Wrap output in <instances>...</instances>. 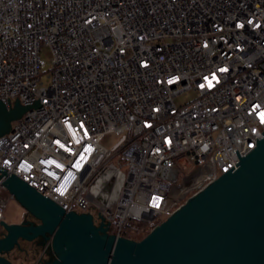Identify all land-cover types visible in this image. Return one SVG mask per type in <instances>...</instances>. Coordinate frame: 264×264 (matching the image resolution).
<instances>
[{
    "label": "built area",
    "instance_id": "1",
    "mask_svg": "<svg viewBox=\"0 0 264 264\" xmlns=\"http://www.w3.org/2000/svg\"><path fill=\"white\" fill-rule=\"evenodd\" d=\"M16 100L0 170L115 236L154 227L263 138L264 0H0V101ZM8 199L0 180V222Z\"/></svg>",
    "mask_w": 264,
    "mask_h": 264
},
{
    "label": "water",
    "instance_id": "2",
    "mask_svg": "<svg viewBox=\"0 0 264 264\" xmlns=\"http://www.w3.org/2000/svg\"><path fill=\"white\" fill-rule=\"evenodd\" d=\"M28 107L0 101V136ZM256 147L203 190L187 199L142 239L108 233L90 214L66 213L14 175L3 186L38 224L0 222V264L18 240H49L44 264H264V132Z\"/></svg>",
    "mask_w": 264,
    "mask_h": 264
},
{
    "label": "rangeland",
    "instance_id": "3",
    "mask_svg": "<svg viewBox=\"0 0 264 264\" xmlns=\"http://www.w3.org/2000/svg\"><path fill=\"white\" fill-rule=\"evenodd\" d=\"M39 59H40V80L47 84V75L50 72L51 68V52L48 48L42 47L39 51ZM191 97V96H190ZM188 97L185 95H180L175 98V102L179 103L181 101L187 100ZM122 134H108L105 135L101 144L108 150H114L119 146L121 141ZM116 160V159H115ZM124 170V169H123ZM27 214L21 208L19 203L15 199H8L4 208L3 213V221L8 224H19L22 220H24ZM33 221H37L34 218L28 217ZM4 233L2 228L0 227V235ZM37 247L34 243H21V249H13L9 252L8 256L10 260H12L13 264H44L46 254L43 253V248H36L37 252L35 253L34 248ZM49 258V257H48ZM43 260V261H42Z\"/></svg>",
    "mask_w": 264,
    "mask_h": 264
},
{
    "label": "trees",
    "instance_id": "4",
    "mask_svg": "<svg viewBox=\"0 0 264 264\" xmlns=\"http://www.w3.org/2000/svg\"><path fill=\"white\" fill-rule=\"evenodd\" d=\"M153 225L154 224L130 221L127 228L124 230L123 235L126 238L140 240L149 232Z\"/></svg>",
    "mask_w": 264,
    "mask_h": 264
},
{
    "label": "flooded vegetation",
    "instance_id": "5",
    "mask_svg": "<svg viewBox=\"0 0 264 264\" xmlns=\"http://www.w3.org/2000/svg\"><path fill=\"white\" fill-rule=\"evenodd\" d=\"M25 217H26V218H25L24 220H26V221H28V222H31V223H34V224H38V221H33V220H31V219H28V217L33 218L31 215L27 214ZM2 234H3V233H2ZM21 243H34V245L37 246V247L34 248L35 253L37 252L36 248H38V247L43 248V247H44V249H46L45 252H44V254H46V257H45V259H44L45 261H47V260L52 256V255H51L52 252H51V249H50V246H49L50 241H49V240H46L44 237H38V238H36V239H34V240H32V241L18 240V245L15 246L13 249L22 250V249H21ZM11 251H12V250H11ZM11 251H10V252H11ZM8 254H9V253H8ZM8 254H7V258L10 260ZM48 257H49V258H48ZM10 261L12 262V260H10ZM42 261H43V260H42ZM12 263H13V262H12Z\"/></svg>",
    "mask_w": 264,
    "mask_h": 264
}]
</instances>
